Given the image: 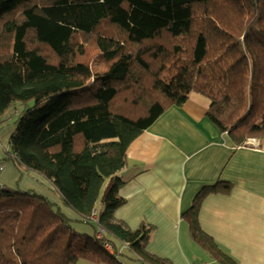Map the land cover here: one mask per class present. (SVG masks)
<instances>
[{"label": "trees", "instance_id": "1", "mask_svg": "<svg viewBox=\"0 0 264 264\" xmlns=\"http://www.w3.org/2000/svg\"><path fill=\"white\" fill-rule=\"evenodd\" d=\"M192 93L236 147L264 140V0H0V124L25 106L0 162L43 177L92 227L80 232L45 198L0 187V264H122L125 246L141 264H169L146 251L152 226L114 217L117 175L132 141ZM229 189L203 187L183 213L218 264L236 263L197 216L206 196Z\"/></svg>", "mask_w": 264, "mask_h": 264}, {"label": "crops", "instance_id": "2", "mask_svg": "<svg viewBox=\"0 0 264 264\" xmlns=\"http://www.w3.org/2000/svg\"><path fill=\"white\" fill-rule=\"evenodd\" d=\"M207 106L204 96L192 93L132 141L117 175L121 181L117 195L124 204L114 217L132 230L141 224L152 226L146 251L169 264H218L192 239L183 213L200 189L225 182L230 185L228 193L202 200L199 227L236 264H264V140L257 147H236L207 119ZM1 148L9 151V142L7 150ZM0 187L41 196L78 222L50 182L11 160L4 162ZM128 254L140 264L126 246L119 257Z\"/></svg>", "mask_w": 264, "mask_h": 264}, {"label": "rangeland", "instance_id": "3", "mask_svg": "<svg viewBox=\"0 0 264 264\" xmlns=\"http://www.w3.org/2000/svg\"><path fill=\"white\" fill-rule=\"evenodd\" d=\"M92 69L94 71H100L101 65H99L97 62H93L92 63ZM31 104H32L31 102H28L27 106H30ZM24 107L25 106H22L20 104H16L14 106V110H11V111L9 110L8 111V114L5 116L6 120L2 124H0V154L1 155H3L4 152H5L1 147H5V150H7L9 137H10L11 133L14 131V128H15L14 121L16 120L17 115L21 113V111L23 110ZM250 139H254L255 141L258 140V139H255V138H248L245 142H247ZM21 192H23V191H21ZM99 208H102V206L100 204L97 205L96 209L99 210ZM72 224H73L74 227H78V229H80L81 232H86L87 234H91L92 233V227L91 226H86L85 224L82 225V224H79L78 222L77 223L76 222H72ZM118 259L121 260V262L124 263V264H136L131 259L130 254L124 255L123 257L121 256Z\"/></svg>", "mask_w": 264, "mask_h": 264}, {"label": "built area", "instance_id": "4", "mask_svg": "<svg viewBox=\"0 0 264 264\" xmlns=\"http://www.w3.org/2000/svg\"><path fill=\"white\" fill-rule=\"evenodd\" d=\"M258 141H255L254 139H250L245 143V146L243 147H249V146H255L257 147ZM4 164L0 162V172L3 170ZM100 235L97 236L99 238ZM106 251L112 255V248L109 245H105Z\"/></svg>", "mask_w": 264, "mask_h": 264}, {"label": "clouds", "instance_id": "5", "mask_svg": "<svg viewBox=\"0 0 264 264\" xmlns=\"http://www.w3.org/2000/svg\"><path fill=\"white\" fill-rule=\"evenodd\" d=\"M258 141V140H257ZM259 142V141H258ZM243 147V146H242Z\"/></svg>", "mask_w": 264, "mask_h": 264}]
</instances>
